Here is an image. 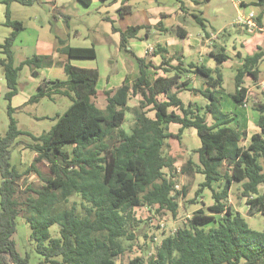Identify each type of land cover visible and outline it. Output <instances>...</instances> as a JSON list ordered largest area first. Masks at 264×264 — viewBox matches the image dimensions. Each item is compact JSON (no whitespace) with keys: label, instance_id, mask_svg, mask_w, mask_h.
Returning a JSON list of instances; mask_svg holds the SVG:
<instances>
[{"label":"trees","instance_id":"obj_1","mask_svg":"<svg viewBox=\"0 0 264 264\" xmlns=\"http://www.w3.org/2000/svg\"><path fill=\"white\" fill-rule=\"evenodd\" d=\"M18 1L30 4L35 0ZM79 1L89 5L92 0ZM262 3L264 0L256 2ZM129 10V6H122L119 13ZM194 17L204 30L203 19ZM4 24L12 30L0 43V68L7 87L4 98L8 101V127L0 136V263L29 262V254L21 255L13 239L16 217L25 206L29 237L35 251L43 257L38 264H117V257L125 252L122 238H134L132 231L139 223L133 214L135 207L156 205L157 209L176 215L175 195L179 192L174 190L175 159L167 155L168 140L180 138L184 129L193 127L200 145L191 150L180 171L188 176H202L192 202H198L205 189L210 190L209 212L198 209L166 235L154 253L136 254L121 264H264V226L261 230L252 229L245 216L227 202L232 187L240 184V195L249 206L248 216L264 215V191H259L260 186L264 187V163L259 161L264 160V97L254 104L259 112L258 131L251 133L243 146L244 136L234 115L221 108L223 76L219 68L185 63L179 53L165 56L161 52L167 53L166 47L158 44L153 54L162 56L160 65H168L163 68L166 75L149 80L147 69L157 66L148 57H136L137 77L130 86L106 89L103 109L91 101L96 93L98 70L60 63L66 78L41 80L28 101L37 102L42 97L54 100V95H60L67 97L70 104L63 113L52 116L55 121L49 130L38 135L23 132L17 127L15 108L10 104L18 90V71L23 65L35 69L55 62L47 55H33L15 65L12 44L23 25L10 19L8 9ZM149 28L128 26L120 31L121 45L126 46L141 30ZM59 50L69 57L96 55L93 47L62 45ZM210 55L219 65L228 57L223 48L212 49ZM175 58L178 64L170 65ZM263 60L262 48L242 57V65L234 74V90L229 93L237 105H243L247 97L244 76L250 75L256 81L258 64ZM188 73L201 77L206 87L188 86ZM183 88L201 94L208 102L194 110L192 102L186 105L177 96V90ZM132 93L141 95L139 104L133 107L127 104ZM151 111L153 116L148 114ZM127 114L132 119L129 131L122 127ZM170 123L179 124L176 133L169 131ZM21 134L30 137L32 142L26 147L36 155L20 172L10 164L9 150ZM67 145L72 146L69 152L64 149ZM42 159L47 160L52 175L39 188L26 187L24 192L32 190L35 196L19 200L18 180L32 170L38 173L35 162ZM74 193L83 200L82 216L78 215L76 202L52 211ZM54 224L59 226L56 237L49 231Z\"/></svg>","mask_w":264,"mask_h":264},{"label":"crops","instance_id":"obj_2","mask_svg":"<svg viewBox=\"0 0 264 264\" xmlns=\"http://www.w3.org/2000/svg\"><path fill=\"white\" fill-rule=\"evenodd\" d=\"M230 1L235 11V16L231 19L229 24L230 27H228V25L207 27L203 2H210V0H92L89 5H85L79 0H35L30 4L21 3L18 0H0V3L5 6L4 18L0 17V25H5V12L7 9L10 12V19L20 21L23 25V28L17 33L12 44L14 64L18 65L22 59L33 55H47L55 62V64L50 67L35 69L23 65L18 71L17 89H26V92L23 94V99H21V101L17 100L14 104V99L20 94V90H17V93L11 98L10 104L16 109L25 107L27 104L31 103L28 100L31 95L37 92L41 80L54 79L51 77V74L52 71L55 70H58L60 74L61 72L64 73L60 63L69 62L77 67L95 68L98 70L97 65L91 63L92 60L94 61L97 57L96 50L95 57H69L66 53L59 50V47L62 45L93 47L95 49L94 44H71V37L76 39L78 36L83 38L91 37L90 39L93 37L94 42H98L101 45L108 44L111 39L112 43L117 46L120 52L123 51L132 58H124L123 67L118 69L113 75H107L100 88H97L100 78L99 75L96 84V93L91 97V101L101 109H103L107 103L104 93L106 89L116 88L122 84L130 86L133 83V80L138 75L136 57L148 56L149 46L152 47V53L149 58L154 62L157 68L151 67L147 69V77L149 80L153 81L157 76L166 75L163 68L168 67V65H160L162 56L153 54V50L158 44L166 47L167 53L164 51L161 52L165 56L172 53H179L180 60L185 63L193 62L195 64H203L209 68L218 67L222 73L224 83L223 72L225 69H234L236 71V69L242 65L241 61L243 56L252 54L258 48L264 49V3L256 4L257 0ZM94 2L97 3L96 12L99 18V22L95 25H101V27L104 28V35L101 38L92 35L94 28L89 24L83 23L87 30L85 32H82L83 30L79 25L76 23L73 24L76 17L89 14L90 11H88V8ZM221 4L223 5V3ZM122 6H129L130 10L120 14L119 9ZM248 10H252L258 14L259 28L252 33L247 32L246 29L240 25L233 24V20L238 12H246ZM194 16L203 19L205 24L204 30ZM83 19L86 20L87 18ZM192 21L198 23L200 27V29L193 33L188 30L189 27H192ZM134 25H148L150 28L146 31L141 30L138 33V37L131 39L126 46L121 45L120 31L125 30L128 26ZM163 28L167 30L164 31ZM192 28H194V25ZM181 31L186 34L183 36L178 34V32ZM212 34L215 35V38L210 42L209 40ZM3 36L4 33H0V43L4 41L7 35ZM214 48H223L224 53L228 56L220 65L210 55V51ZM117 62L116 58H114V60H109L111 64H116ZM176 64H178V60L176 58L171 59L170 65ZM129 65L132 66L130 71L128 70ZM258 69L256 81L253 80L250 75H245L243 78V84L247 87V97L243 105H237L235 102H232L234 104L232 107H228L229 109L227 110L222 109L224 112L234 115L239 130L242 132V136H244L241 139V144L243 146L249 142L251 133L258 131V127L253 124L254 118L256 117L257 123L259 116V112L254 109V104L258 102L251 103L250 94L255 93L254 96L256 99H259L260 96L264 97V60L259 62ZM247 77L250 78L248 82H246ZM64 78H66V75ZM185 78L189 80L188 86L199 89H204L206 87L204 80H200L201 77L195 73H188ZM6 90L5 80L0 77V95L4 96ZM230 92L232 91H229L227 94L222 93V91L219 93L221 108L222 102H226L225 96L230 99ZM177 96L186 105L192 102L194 110H196L197 106L204 107L208 102L201 94H192L191 91L184 88L177 90ZM53 97L54 100L52 101H57L59 97L64 96L54 95ZM140 99V94L132 93L127 99V104L131 107L137 106ZM12 103L15 106H13ZM201 111L202 110H200V112ZM255 111L258 112L257 115ZM148 114L153 116L152 111ZM178 128L179 124L177 123L169 124V131L172 133H176ZM186 129L189 133H196L193 127ZM186 129L180 133V138H170L168 140L170 147L167 155L175 159L173 165L175 168V176L177 173L184 174L180 171L182 163L188 157L191 150L200 145V141H197L196 147L187 151L184 141L181 140L182 133L185 134ZM172 139H175L176 143L181 146V155H185L184 159L175 156L172 148H176L174 147ZM35 155L36 153L34 157ZM165 236L166 235H163L161 240L165 238Z\"/></svg>","mask_w":264,"mask_h":264},{"label":"rangeland","instance_id":"obj_3","mask_svg":"<svg viewBox=\"0 0 264 264\" xmlns=\"http://www.w3.org/2000/svg\"><path fill=\"white\" fill-rule=\"evenodd\" d=\"M223 3V5L221 4ZM94 2L88 8L89 14L76 17L73 21V24L76 23L83 30L82 32L87 31L84 27V22L89 24L94 28V32L92 35H95L99 38L103 37L104 28L101 25H95L99 22V18L96 12V5ZM203 9L205 14V23L206 26L219 27L221 25L230 24L231 19L235 16L234 8L232 7V2L230 0H210V2H203ZM5 6L0 3V17L4 18ZM0 18V19H1ZM83 18H87L86 20ZM194 25V28H192ZM192 27H189L188 30L193 33L194 31L200 29L199 24L192 21ZM12 28L0 25V33H4V36H8L11 32ZM3 36V37H4ZM91 38V37H90ZM83 38L78 36L76 39L71 37V44L73 45H95V50L97 53L96 59L91 63L97 65L98 72L100 75L98 87L100 88L102 82H104L105 77L107 75H113L118 69L122 68L124 65V58L132 59L130 55L120 52L112 43L110 42L105 45H101L98 42H94L93 37ZM1 40V39H0ZM152 51L149 52V55L146 57H150ZM117 59L116 64L109 63V60ZM132 66H128V70L130 71ZM234 69H225L224 74V83L222 93L227 94L229 91H233L234 89ZM0 77H3L2 69L0 68ZM52 78H64L65 74L55 70L52 71ZM249 77L246 78V82L249 81ZM200 80L203 81L201 78ZM19 96L14 99L15 102L17 100L21 101L23 99V94L26 92V89H21ZM255 93L250 94V100L252 102H260L263 100V97L260 96L259 99H256L254 96ZM226 102H222V109H229L228 107H232L234 104L231 99H228L225 96ZM70 104V100L67 97H59L57 101H52L46 97L40 98L37 102H31L27 104L25 107L16 108L13 116L17 121V127L23 132H29L33 134H40L43 131H47L53 125L54 121L52 116L57 113H63L65 109ZM7 105L8 101L4 98V96L0 95V136H3L8 127V115H7ZM13 105V103H12ZM15 106V105H13ZM257 115L258 112L255 111ZM253 124L257 127L256 117L253 120ZM132 125L131 115L127 114V117L123 123V128L127 131L130 130ZM258 129V128H257ZM173 140L175 156H178L182 159L185 158V155H181V149L175 139ZM181 140L184 141L187 151L196 147L197 141L199 142V138L196 133H189L187 129L185 130V134L182 133ZM31 139L29 136L25 134H21L15 141V144L9 150V162L13 165L18 171H23L26 167H28L33 160L35 152L30 148L26 147L28 143H31ZM179 142V141H178ZM172 143V142H171ZM170 147V146H169ZM169 147L167 150H169ZM72 146L67 145L64 149L66 151H70ZM168 152V151H167ZM260 162L264 163L262 158L259 159ZM35 168L38 173L35 171H30L28 174L23 175L18 180L19 200L23 201L29 196H35V193L30 190L28 192H24L27 186L31 188H39L43 185L46 179H49L51 174L50 166L47 160L42 159L35 162ZM226 166L223 165V170ZM175 176V173H174ZM175 183L179 185L178 192L179 194L175 195L177 202L176 215L173 216L170 211L166 209H157L156 205L151 207H143L138 206L133 209V214L136 220H139V223L136 224L132 234L134 238L125 239L122 238V243L125 246V252L123 255H119L116 259L117 264H121L122 262H126L129 258L134 255L140 253L141 256H146L150 253H154L156 251V247L159 245L160 240L163 235H168L173 229L182 223L186 222L188 218H190L198 209L202 208L205 213H208L207 206L212 203V198L210 194V190L205 189L201 196L197 198L198 202L194 203L192 200L195 199L194 192L198 188L199 182L202 180V176L199 174L188 176L185 174L177 173L175 178ZM2 181V177L0 174V184ZM259 191L262 193L264 191V187H260ZM72 202H76L77 212L79 216L83 215V206L81 205L83 200L78 194H71L69 200L67 202L61 201L54 206L52 211L61 210L64 208H68L71 206ZM234 209L245 216V219L248 225L255 230H261L264 226V215L260 213H256L254 215L248 216V204L245 197H241L240 195V184H235L230 190L228 201ZM28 216V212L25 206H22L19 211V215L16 217V231L13 234V239L16 243V249L21 255L29 254V262L28 264H38L43 258L40 254L35 251L34 243L30 239V228L28 223L26 222V217ZM208 226V225H207ZM50 234L53 237L59 235V226L58 224H54L49 228ZM45 264V263H42Z\"/></svg>","mask_w":264,"mask_h":264},{"label":"built area","instance_id":"obj_4","mask_svg":"<svg viewBox=\"0 0 264 264\" xmlns=\"http://www.w3.org/2000/svg\"><path fill=\"white\" fill-rule=\"evenodd\" d=\"M233 24L240 25V26L244 27L247 32L252 33V32L256 31L259 28L258 14L255 13L254 11H252V10H248L246 12H238L236 17H235V19L233 20ZM214 38H215V35L212 34L210 36V40L209 41L211 42ZM148 51L149 52L152 51V47L149 46L148 47ZM174 178L175 177H173V179ZM178 187H179V185L177 183H175L174 184V190H177ZM143 207H147V206H143ZM173 231H174V229L171 232H173ZM138 254L140 255V253H138ZM150 254H148V255H150Z\"/></svg>","mask_w":264,"mask_h":264},{"label":"water","instance_id":"obj_5","mask_svg":"<svg viewBox=\"0 0 264 264\" xmlns=\"http://www.w3.org/2000/svg\"><path fill=\"white\" fill-rule=\"evenodd\" d=\"M0 264H12L10 261L4 262V263H0Z\"/></svg>","mask_w":264,"mask_h":264}]
</instances>
